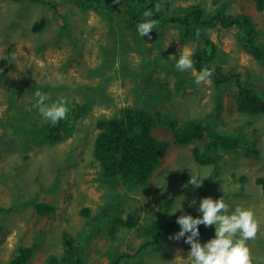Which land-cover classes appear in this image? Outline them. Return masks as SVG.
Returning a JSON list of instances; mask_svg holds the SVG:
<instances>
[{"label":"rangeland","instance_id":"374dc122","mask_svg":"<svg viewBox=\"0 0 264 264\" xmlns=\"http://www.w3.org/2000/svg\"><path fill=\"white\" fill-rule=\"evenodd\" d=\"M40 1L54 3L59 9L55 12L42 2L0 0V263L8 264L22 250L32 253L27 264H49L51 256L60 260L65 255L63 234L68 232L81 241L85 264H110L122 250L130 256L120 264H191L190 248L172 236L160 249L153 245L134 259L145 239L139 228L118 227L114 233L109 229L121 211L138 212L144 221L156 218L161 222L157 213L164 195L175 198L172 210L179 204L183 209L192 200L189 181L195 175L202 181L201 199L223 197L232 210L243 205L255 212L260 230L248 246L253 264H264V117L238 111L236 82L217 86L211 80L197 85L199 72L194 66L189 71L176 68L180 53L188 49L193 55L204 40L185 38L179 27L170 24L159 25L161 35L143 38L128 27L122 15L129 14L125 5L113 11L110 7L81 8L73 0ZM158 3L165 8L167 20L183 17L191 6L203 7L205 16L226 8L227 14L251 18L264 36V9L257 7L256 0ZM41 20L46 21L45 27L35 31L34 25ZM205 33L220 50L217 65L240 75L245 86L264 97V64L243 48L239 33L220 25ZM8 50L10 61L4 66ZM107 64L113 67L101 75ZM124 64L126 73L122 74ZM150 71L148 83L144 74ZM184 77L186 86H178ZM161 84L170 101H166ZM38 90L52 99L71 98L70 117L73 110H86V117L67 140L52 144L36 136L35 132L50 122L35 106ZM154 95L160 100H153ZM126 108L148 112L157 123L153 135L171 143L161 153L160 164L147 184L133 189L103 183L99 177L102 168L93 155V143L100 132L98 121L119 119ZM195 120L209 130L257 141L259 155H246L250 148L244 143L237 152L224 156L218 166L200 165L193 149L205 148L204 143L177 144L168 124L182 126ZM119 196L123 200L119 201ZM38 204H49L55 212L42 213ZM85 209L88 215H83ZM208 228L212 232L199 236L201 244L215 238V227Z\"/></svg>","mask_w":264,"mask_h":264},{"label":"trees","instance_id":"16d2710c","mask_svg":"<svg viewBox=\"0 0 264 264\" xmlns=\"http://www.w3.org/2000/svg\"><path fill=\"white\" fill-rule=\"evenodd\" d=\"M16 3L22 2H42L40 0H11ZM78 7L90 8V7H103L112 8L113 11H118L124 5L128 9L129 14H122L124 19L128 22L132 31L137 35V24L141 22L143 13L145 11H151V19H155L160 24L152 30L150 33L151 38L154 36L161 35V27L159 25L170 24L175 27H179L185 38L197 37L196 32L199 31V38L203 41V46L194 52L192 55V61L194 68L199 72L205 66H215V72L211 77V80L217 86H222L229 82H236L238 87V93L236 97V103L238 111L246 115H262L264 117V97L258 95L254 88L245 86L241 81V76L232 72H225L220 66L217 65V58H219L220 50L206 38V31L220 25L222 28L229 30L235 29L239 33L240 42L243 48L251 54L254 58L261 61L264 64V36L256 30V26L246 15H231L227 14L226 8H222L212 15L205 16V10L203 7L191 6L185 11V15L181 18L173 17L169 20L166 19L165 8L160 3H164L165 0H73ZM176 2L178 0H172ZM257 7L260 10L264 9V0H256ZM134 6L131 7L130 4ZM42 4L50 5L55 12L59 9L58 5L50 2H42ZM160 5L159 11H155L156 5ZM58 7V8H57ZM146 7V8H145ZM46 25L45 20L36 22L34 25L35 31H41ZM64 31L66 30V24L63 26ZM166 28V27H165ZM164 28V29H165ZM140 36V35H139ZM149 39L147 36L144 37ZM159 50L158 57L163 54ZM11 50H8L7 59L4 60V66L7 61H10ZM153 62V61H152ZM1 67V70L4 69ZM113 65H104L102 67L101 75L105 70L112 68ZM104 70V71H103ZM125 64L122 74H125ZM153 71L144 74L145 81L149 80ZM156 85L160 87L158 80H155ZM149 83V81H148ZM180 84V85H179ZM178 86H186V78H180ZM162 85V84H161ZM164 87V85H162ZM165 89L166 101H170L169 92ZM66 97L69 101L71 98ZM153 100L159 101L158 95L153 96ZM162 98L161 100H163ZM53 101L56 99H52ZM72 104H68L69 110ZM79 107H83L78 105ZM73 115L70 117L68 113L67 118L59 121L56 125L51 122L46 123L36 133L37 137L41 140L52 144H58L68 137H71L77 129L80 122L84 120L87 113L86 110L72 111ZM177 118L176 115L172 116ZM174 136V141L179 145H189L193 141H200L204 143L205 148L195 147L193 149V156L197 163L200 165H214L222 161L224 156L230 155L237 152L240 147L247 143L249 150L246 151V155L254 152L259 155V150L255 147L257 141H242L238 137H234L227 132L215 131V129H208L201 121H187L182 126H177L176 122L168 123ZM157 123L154 119L143 109L138 108H126L122 111V117L119 119H100L97 123V128L100 132L93 143V155L95 162H98L102 168L103 183L108 185H115L118 188L123 189L129 187L133 189L138 186L147 184L148 180L152 177L155 170L160 164L161 153L169 149L171 143L169 141H160L153 135V129ZM26 132L29 128L23 126ZM215 131V132H212ZM245 136L247 135L244 133ZM255 148V149H253ZM236 173H234V177ZM198 180L200 179L197 177ZM190 188L193 189V197L190 203L183 208V213L192 215L194 218L201 217L198 213L197 206L201 200L204 189L203 187H195L189 183ZM206 187V186H204ZM117 188V189H118ZM175 198L164 195L162 197V208L158 213L162 215L164 220L163 224L156 223L155 218L144 219L143 216L138 212H125L121 211L119 216L113 221V227L110 228L109 232L114 233L118 227H124L127 229L140 228L142 236L145 237L143 244L138 247V250L133 254L134 259L142 255L146 249H149L153 245L156 249H160L169 236H174L180 231V226L176 223L177 218L183 214L178 211L174 215L173 204ZM118 200H123V197H118ZM195 201V204L192 202ZM37 209L42 213L55 212V207L49 204H38ZM83 215H88V209L82 211ZM157 213V214H158ZM155 219V220H154ZM145 224L142 228L140 225ZM200 236H208L212 230L204 225L199 226ZM0 231V245L2 244V236ZM189 234H186V236ZM186 238V237H185ZM180 241L186 248H190V245L184 243V239ZM65 255L62 259L58 260L54 256L49 259V264H85L84 249L81 246V241L68 232L63 234ZM30 250L19 251L18 257L14 258L8 264H27L29 257L31 256ZM130 256L127 251L122 250L116 256L110 264H120L123 259ZM1 264V263H0Z\"/></svg>","mask_w":264,"mask_h":264},{"label":"clouds","instance_id":"9594fccd","mask_svg":"<svg viewBox=\"0 0 264 264\" xmlns=\"http://www.w3.org/2000/svg\"><path fill=\"white\" fill-rule=\"evenodd\" d=\"M155 7L159 11L160 5L157 4ZM151 16V11H145L141 22L136 26L137 32L143 38L147 36L151 39L150 33L158 24L157 20L150 18ZM196 35L199 37L200 32L197 31ZM191 55L188 49L182 51L176 68L180 71L193 70ZM214 72L215 66H205L197 73L195 83L197 85L210 84ZM57 78H61L59 74ZM35 98V106L45 120L56 125L67 118L69 100L66 97L53 101L50 94L38 90L35 92ZM189 183L197 188L202 186V181L198 180L195 175L191 176ZM192 203L195 204V201ZM177 211L183 213L182 204L177 205L172 214L174 215ZM198 211L202 213V217L194 218L187 213L181 214L176 221L180 226V231L171 237L176 241L186 237L184 243L190 245L188 257L191 264H253L248 241L256 239L260 230V221L251 208L237 205L232 210L223 197L217 200L206 197L200 200ZM200 225L214 226L215 238L201 244L199 241ZM186 234L189 235L186 236Z\"/></svg>","mask_w":264,"mask_h":264},{"label":"flooded vegetation","instance_id":"af4514ba","mask_svg":"<svg viewBox=\"0 0 264 264\" xmlns=\"http://www.w3.org/2000/svg\"><path fill=\"white\" fill-rule=\"evenodd\" d=\"M157 216L162 218V215H161L160 213H158ZM155 219H156V218H155ZM155 219H154V220H155ZM156 223H158V224H163V223H164V220L162 219V221L160 222L159 219H156ZM141 227L143 228V227H145V225H141ZM139 230H140V228H139ZM140 231H141V230H140ZM169 237H171V236H169ZM169 237H168V238H169Z\"/></svg>","mask_w":264,"mask_h":264}]
</instances>
